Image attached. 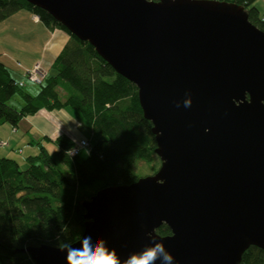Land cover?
<instances>
[{
  "label": "water",
  "instance_id": "95a60500",
  "mask_svg": "<svg viewBox=\"0 0 264 264\" xmlns=\"http://www.w3.org/2000/svg\"><path fill=\"white\" fill-rule=\"evenodd\" d=\"M27 1L133 82L153 125L159 169L99 189L85 203L82 233L106 238L121 264L156 241L171 264H239L249 246L264 249V31L245 7L220 0ZM163 224L170 235L156 232ZM81 237L69 245L81 247ZM66 246L25 251L36 264H67ZM155 264H167L163 253Z\"/></svg>",
  "mask_w": 264,
  "mask_h": 264
},
{
  "label": "trees",
  "instance_id": "16d2710c",
  "mask_svg": "<svg viewBox=\"0 0 264 264\" xmlns=\"http://www.w3.org/2000/svg\"><path fill=\"white\" fill-rule=\"evenodd\" d=\"M220 1L243 5L249 20L264 31L257 0ZM20 10L36 14L46 27L62 29L70 37L36 94L19 86L0 60V124L17 126L41 109L72 108L102 138L91 142L84 159L69 155L76 142L65 135L51 141L53 151L40 145L24 170L15 159L0 157V264H36L25 251L28 246L75 242L84 230L85 203L101 188L134 183L141 177L134 164L150 163L157 155L153 125L144 116L137 86L117 73L90 42L27 0H0V22ZM17 93L24 101L20 109L8 103ZM156 232L172 233L167 224ZM239 264H264V249L249 246Z\"/></svg>",
  "mask_w": 264,
  "mask_h": 264
},
{
  "label": "crops",
  "instance_id": "0c3cea01",
  "mask_svg": "<svg viewBox=\"0 0 264 264\" xmlns=\"http://www.w3.org/2000/svg\"><path fill=\"white\" fill-rule=\"evenodd\" d=\"M35 15L30 11L20 10L0 22V60L17 81L25 80V73L37 62L49 71L70 37L62 29L46 27ZM31 89L25 91L36 94L39 90L35 85ZM88 123L79 110L72 108L41 109L33 115L25 116L17 126L3 122L0 124V157L15 159L9 153L10 147L17 153H23L17 143H27L36 154V148L39 149L40 145H46V141H53L61 135L68 136L75 142L88 139L84 134L85 127L90 126L91 129V124Z\"/></svg>",
  "mask_w": 264,
  "mask_h": 264
},
{
  "label": "clouds",
  "instance_id": "9594fccd",
  "mask_svg": "<svg viewBox=\"0 0 264 264\" xmlns=\"http://www.w3.org/2000/svg\"><path fill=\"white\" fill-rule=\"evenodd\" d=\"M149 2H152V0H149ZM191 104L192 98L189 96L188 99L184 100L183 105L187 108ZM179 106L178 103L177 107ZM77 243L81 247L67 245L62 249L67 250V264H121V257L117 249L109 245L106 238L96 237L93 233H82V237ZM162 253L167 264H171L173 256L166 251L165 245L160 241L150 244L138 253L130 254L126 264H155Z\"/></svg>",
  "mask_w": 264,
  "mask_h": 264
},
{
  "label": "rangeland",
  "instance_id": "374dc122",
  "mask_svg": "<svg viewBox=\"0 0 264 264\" xmlns=\"http://www.w3.org/2000/svg\"><path fill=\"white\" fill-rule=\"evenodd\" d=\"M255 6H257V8L260 11V15L264 18V0H257L255 2ZM23 81H25V83H26V85L24 86V88H25L24 90H30L33 85H35L36 89L39 88L38 83H32L31 81L27 80L26 78ZM32 93H33V91H32ZM34 93H36V92H34ZM8 103H9V105H11L17 109H20L23 106L24 101H23L21 95L19 93H17L13 96V98L11 100H9ZM88 124L90 125V123H88ZM85 129L86 130H85L84 134L89 140H91V142H95L98 137L102 138L100 135H94L90 129V126L85 127ZM49 141L50 142H48V141L45 142L46 146L48 147V149L50 151H53L56 147L52 144L51 140H49ZM16 145L19 148L23 149V153H17L11 147L9 148V150H10L9 153H11L10 155H12L15 158V160L19 163L20 168L22 170H24V169L28 168L30 165V163L28 161L29 155L38 154L39 149L36 148L37 152L35 154L33 151L30 150L27 143L22 142L20 144L17 143ZM30 147H32V146L30 145ZM87 154H88L87 149L82 150V152L80 153V156H79L80 159H84L87 156ZM160 165H161V159L157 155H155L154 160L150 163H147L144 161H137L133 166V170H134V172H136V174L141 175V177L146 176V175H153L154 173L157 172Z\"/></svg>",
  "mask_w": 264,
  "mask_h": 264
},
{
  "label": "built area",
  "instance_id": "2783aa9c",
  "mask_svg": "<svg viewBox=\"0 0 264 264\" xmlns=\"http://www.w3.org/2000/svg\"><path fill=\"white\" fill-rule=\"evenodd\" d=\"M35 18L38 19L39 17L35 15ZM48 71L46 68L42 66L40 62H37L33 68L27 70L25 73V78L32 83L40 84L46 77ZM25 81H18L19 86H25ZM1 144H6L5 142H1ZM92 145L88 139H80L75 143V145L68 151L71 157H75L79 155L82 150L87 149L88 151L91 149Z\"/></svg>",
  "mask_w": 264,
  "mask_h": 264
}]
</instances>
